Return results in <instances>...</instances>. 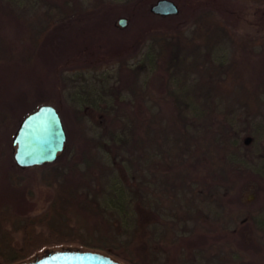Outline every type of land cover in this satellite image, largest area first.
Segmentation results:
<instances>
[{
    "label": "trees",
    "instance_id": "trees-1",
    "mask_svg": "<svg viewBox=\"0 0 264 264\" xmlns=\"http://www.w3.org/2000/svg\"><path fill=\"white\" fill-rule=\"evenodd\" d=\"M155 1L141 0V4H145L148 9L147 6H151ZM251 1L261 5L254 14L264 20V0ZM215 5V1L208 4L205 2L203 12L200 7L195 8L191 18L203 19L205 23L196 27L190 36L186 34V26L181 24H177L173 31H159L152 35V44L148 45L140 61L143 70H138V67L130 66L127 61L121 60L119 86L108 90L107 95L104 94L106 97L102 100L104 106L98 105L96 99L87 101L94 111L91 116L93 124L88 127L93 134H83L78 130L73 139H68L66 144L68 147H65L56 162L31 167L41 168L40 175L48 179L47 184L54 190L52 200L45 211L37 215L22 216L2 206L4 210L0 211V264L27 263L36 256H41L46 249L71 245H77L84 250L108 253L125 264H140L134 250L130 249L136 230H140L135 226L137 213L141 209L144 218L145 213L149 211L157 213L155 208L159 210L162 208L156 207L160 203L155 202V198L151 196L152 175L150 179L143 177L146 179L142 178L141 181L133 179L134 159H139L141 165L150 173H153L154 155L158 154L162 161L168 160L167 173L162 169L157 172L166 179L163 183L165 189L162 191L177 192L180 205L186 203L187 206L191 205L187 203L186 190L191 189L194 194L190 198L193 204L201 200L207 207L206 201L213 199V195L215 202L220 203L224 198L223 191L231 193L237 189L238 182L231 179L230 173L243 171L248 174L255 170L256 165L252 160L254 157L248 158L242 149L240 116L236 105L234 102H228L225 97L222 98L218 94L216 96L214 90L218 92L221 87L226 88L230 84L242 89L240 83L245 79L240 73L242 70L245 73L249 72L264 86L263 63L251 67L248 61L239 56L241 52L249 53L259 46L264 50V27H255L257 32L259 30L258 34L238 35L233 38L231 37L233 31L225 20L219 18ZM199 9L200 12L197 13ZM30 11L35 13L33 17H30ZM148 11L152 13L151 10ZM81 13L85 14V9L78 0H0V104L5 101V106L0 105V117L5 124L13 121L16 123L12 135L17 129L18 120L21 121V118L43 102L37 100V104L32 108L34 104L29 96L35 83L30 85V89L16 95L11 86L17 84L26 71L34 72L33 75L39 74V68H42V37L46 31L54 28V32L64 19L75 18V14ZM157 17L153 23L156 22V25L153 27L158 28L166 22L179 19L180 13ZM151 31L154 29L151 28ZM225 40L238 42L235 56L230 62L227 58L214 54L217 45L226 43ZM2 71L5 73L2 74ZM143 73L147 76L157 73L166 79L164 88H167L168 95L174 100V108L169 114L163 112L162 104L163 109L153 110L152 102L159 104L166 96L152 97L148 79H142ZM253 85L255 84L248 85V90L242 89L238 94L250 95L244 99L248 100V103L244 104L247 105L246 116L248 115L244 126L251 129L249 132L246 131V135H252L256 140L264 134V122L253 121L250 117L253 115L251 109L255 110L256 103L260 102L256 98L257 94L252 92L256 88ZM9 95H15L14 102L6 104ZM26 99H29L28 105ZM239 99L238 95L236 101L241 104ZM18 103L20 106L16 108ZM129 107L131 109H128ZM133 107H136L134 112ZM85 111V108L72 109V119L87 121ZM151 111L156 114H150ZM197 139H202L201 147L209 152L210 162L207 169L212 174L208 177L213 178L219 172L220 176L215 180L221 179L225 183V186L221 187L216 185L213 194L210 191L207 193L211 188L204 190L202 184L201 189L193 185L197 183V175L189 158L194 157L192 149ZM79 143L84 147L81 148ZM72 145L79 149V153L77 157L68 159L71 152H74ZM92 147L96 148V155L92 153ZM257 149L259 152L255 158H263V144ZM92 156L104 164L108 162L106 173L109 171V175L102 177L91 173L94 163ZM124 162H129V166L125 167ZM13 167L14 172L11 176L14 180L22 177V173L27 169H31L22 168L14 161ZM159 183L160 181L157 188ZM242 197L245 201L244 196ZM90 201H97L98 208L110 214L109 224L111 228L114 227L115 233L110 232L107 228L109 226L104 225L96 227L97 232H94L88 220L83 218L78 205ZM71 214L76 217L75 220L70 218ZM243 216L247 217V220L250 217L253 220L252 225L258 231L264 230V214L260 210L252 208L238 210L231 219L234 223H239ZM227 220V216L220 215L218 222L221 229L227 230L226 226H229ZM241 223L239 226L243 227L245 223ZM144 229L148 228L142 230ZM176 231L179 233L177 224L169 225L166 222L161 227H153L152 235L149 234L148 239L157 242L159 248L169 255V248H174L180 242L179 237L176 238ZM17 234H20V239ZM221 243L223 244V241ZM227 243L232 244L231 251L225 252L229 259L237 261L239 256H245L242 249L238 250L232 242ZM223 252L221 250L219 254Z\"/></svg>",
    "mask_w": 264,
    "mask_h": 264
},
{
    "label": "rangeland",
    "instance_id": "rangeland-1",
    "mask_svg": "<svg viewBox=\"0 0 264 264\" xmlns=\"http://www.w3.org/2000/svg\"><path fill=\"white\" fill-rule=\"evenodd\" d=\"M78 1L81 3L82 8L85 9V14H75V18L64 19L58 29L53 32L54 28H51L42 37L41 65L43 70L39 68L38 75H33L34 72L26 71L22 75L23 77L19 78L18 83L11 86L13 93L16 95L18 92L30 89V85L35 83L32 85L30 90L31 96H29V99L34 104L32 108L37 104V100H41L43 104L59 108L58 110L69 140L73 139L78 130L83 134H93L88 127L93 124L91 116H93L94 111L87 101L89 99H96L98 105L104 106L102 101L103 98H106L104 94L107 95L108 90L119 86L121 60L127 61V64L130 66L138 67V70H143L140 61L147 51L148 45L152 44V35L156 34V32L173 31L177 24H181L186 26V34L190 36L196 27H199V25L203 26L205 20H193L191 18L197 6L203 12L205 11L203 7L205 2L208 4L210 1H215V10L219 18L225 20L233 31L231 33V37L233 38L238 37V35L258 34L259 30L257 32L256 28L264 27V20L259 19V16L254 14L255 10H258L257 7H261V5L259 6L258 3L251 0H194L195 2L193 0H181L180 2L173 0L180 8V17L177 20L164 23L158 27L159 29L153 27L156 25V22L155 24L153 23L157 20L158 15H154L148 11L151 10V6L158 0L151 6H147L148 9L145 4H141V0ZM198 4H202V6ZM199 12L200 9L197 10V13ZM34 14V12L30 11V17H33ZM121 18L127 19L125 26H120L119 20ZM151 28L154 29L153 32ZM225 42L217 45L218 48L214 54L216 56L219 54V57L227 58L230 62L235 56L238 42H232V40H225ZM224 47L226 48L224 49ZM260 47L254 48L249 53H240L239 51V56L248 61L251 67L258 66L260 62L264 65V50ZM214 54L213 56L216 57ZM4 73L5 71H2V74ZM240 73L245 78L240 83L242 89L246 88L245 90H248V85L254 83L255 85L253 86L256 88L252 92L253 94H257L256 98L260 101L256 103L257 108L255 110L251 109L253 115L250 117L253 121L264 122V86L260 83V80L254 79L249 72L248 74L242 70ZM159 75L152 73L150 76H147L146 73H143L142 79H148V88L152 97L159 95L166 96L159 103L160 105L154 101L152 102L154 105L152 107L153 110L163 109L161 107L162 104L164 107L163 112L165 111L166 114H169L174 108V100L168 95L169 91H167V88H164L166 79ZM242 89L230 84L226 88L221 87L218 92L214 91L216 96L218 94L222 98L225 97L228 99V102H234V105H236L240 116L239 127H241L240 142H242V149L248 158L254 157L252 160L255 162L256 168L248 174H245L243 171H233L232 174L230 173L231 179L237 181L238 186L231 193L223 191L224 198L220 200V203L215 202L216 199L213 195V199L206 201L207 207H205L204 202L201 200L193 204L190 198L194 194L190 189L189 191L186 190L187 196L184 193L188 200L187 203L191 206H187L186 203L180 205V198L177 192L168 190L166 193H163L162 190L165 189L163 183L166 182V179L157 174L160 169L167 173L168 160L162 161L161 157L157 156L158 154L154 155L153 173L145 170L139 159L132 161V166L134 167L132 174L136 177L133 176L134 180L138 179L141 181L143 177L150 179L152 175L151 180L153 182H150L151 196L153 199L155 198V202L160 203L156 207L162 208L161 210L155 208L157 213L156 211L145 213L144 218L141 215V209L140 212L137 210L138 216L137 220L135 219V226L139 227L140 230H136V235L132 239L133 242L130 249L134 250L140 264H264V230L258 231L252 225L253 220L250 217L247 220V217L243 216L239 223H234L233 219H231L234 212L238 210L245 211L246 208L258 209L264 214V157L260 159L255 158L256 153L259 152L257 147L261 146V144L264 146V134L262 135L261 133L262 136L257 137L256 140L252 135H246L251 129L249 130L247 126H244L246 123L245 119L248 116H246L247 105H244L248 103V100L244 99L249 98L250 95L248 93H244L243 96L238 94ZM15 95L7 96L6 100L9 101L6 104L14 102ZM238 95L240 96L239 101L241 104L236 101L238 100ZM29 99H26L27 105ZM0 105L5 106V101ZM19 106L20 103L16 105V108ZM74 108H85L87 121L81 122L72 119L71 112ZM135 108L133 107V112ZM128 109L131 108L129 107ZM19 112L20 110H18ZM150 114L156 113L151 111ZM26 116L21 118V121L20 119L18 120V126L13 135V126L15 127L16 123L13 121L12 123L5 124L2 117H0V211L1 209L4 210L5 207L22 216L28 214L37 215L44 212L51 203L54 193L52 186L47 184L49 182L47 181L48 179L40 175L41 168L27 169L22 173V177L17 180H14L11 176V173L14 172L13 161L15 162V147L12 142L19 125ZM241 124L243 125L241 126ZM248 138H250V141L247 143L246 140ZM201 140L197 139L194 142V148L192 149L194 157L189 158L192 160V169H195V175H197V183L193 185L201 189L200 184H202L204 190L211 188L212 190H208L207 193L210 191L213 194L216 185L221 187L222 185L225 186V183L221 179L215 180L217 176H220L219 172L213 178L208 177L212 174L207 169L210 162L209 152L207 149L201 147ZM78 145L81 148L84 147L81 146L83 144L79 143ZM66 146L68 147V145ZM73 148L74 152H71L68 159L78 156L79 149H76L74 146ZM95 149L92 147L94 155L97 154ZM108 149H111V147H108ZM67 152L66 149L65 153ZM10 154H12V158H10ZM112 155L110 154V156ZM92 158L94 159L95 156H92ZM61 160L63 161V157ZM106 164L100 159H94L91 173L94 176L101 175L102 177H106L109 175V171L106 173ZM124 166H129V162H124ZM65 172L67 174V171ZM158 181L160 183L157 188ZM242 196H244L245 201L242 200ZM2 206L4 207L2 208ZM98 206L97 201H90L87 204L82 203L78 205L80 207L78 209L94 230L96 227L104 225L106 227L109 226L107 228H109L110 232L115 233L114 227L111 228L109 224L110 214L108 215L106 212L101 211ZM220 215L223 217L227 216L228 218L227 223L229 226H226L227 230L221 229L218 222ZM70 218L76 219L73 214L70 215ZM166 222L169 225L177 224V228H179V233L176 231V238L179 237L178 240L180 242L174 248H169V255L165 250L159 248L157 242L148 239L150 238L149 234L152 235L153 227H161ZM240 223H245V225L240 227ZM145 227L148 229H144L146 230L144 232L142 229ZM94 232H97V230ZM17 237L20 239V234H17ZM221 241H223V244ZM227 242H232L238 250L242 249L245 256H239L237 261L233 258L229 259L225 252L231 251L232 244H228ZM245 243L246 245L243 246ZM59 249L84 250L77 245H71L46 249L42 254ZM221 250L224 252L220 255L219 251ZM101 253L107 254L119 261L108 253ZM119 262L125 264L122 261Z\"/></svg>",
    "mask_w": 264,
    "mask_h": 264
},
{
    "label": "water",
    "instance_id": "water-1",
    "mask_svg": "<svg viewBox=\"0 0 264 264\" xmlns=\"http://www.w3.org/2000/svg\"><path fill=\"white\" fill-rule=\"evenodd\" d=\"M180 8L173 0H158L151 12L158 16L177 15ZM127 24L126 18L119 20ZM68 141L67 132L59 110L43 104L29 113L21 122L13 139L14 160L22 168H31L54 163L64 151ZM250 138L246 140L248 143ZM23 264H122L113 257L91 250L59 249L38 255Z\"/></svg>",
    "mask_w": 264,
    "mask_h": 264
}]
</instances>
